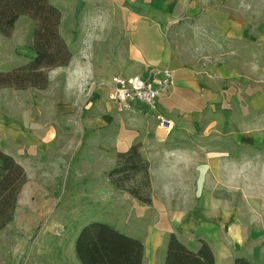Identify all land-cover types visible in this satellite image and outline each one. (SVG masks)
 Masks as SVG:
<instances>
[{
  "label": "crops",
  "instance_id": "1",
  "mask_svg": "<svg viewBox=\"0 0 264 264\" xmlns=\"http://www.w3.org/2000/svg\"><path fill=\"white\" fill-rule=\"evenodd\" d=\"M50 3L62 13L59 34L72 59L68 66L49 71L45 90L0 89V150L12 156L27 174L25 157H33L29 152L45 156L53 142L78 132L41 124L46 112L55 125L58 116L68 123L88 121L90 130H84V138L95 137V132L99 134L116 122L114 111L118 109L109 98L110 91L105 99L99 89L109 83L105 68L118 67L120 74L116 76L133 74L131 77L144 76L151 69H169L175 86L161 96L157 110L135 102L131 109L118 111L125 113L121 123L129 120L144 125L147 111L162 114L173 123L167 131L156 118V128L146 130V125L142 141L135 131L137 141L131 145L126 144L130 135L117 138L120 147L141 144V153L150 164V205L157 201L159 191L161 215L175 218L161 230L150 227L144 241L139 238L145 248L143 264H165L172 234L195 252L201 240L207 242L216 264H234L239 258L252 264L264 262V94L252 93L248 82L240 80L242 75L237 82L238 72L231 70L235 57L248 63L250 56L245 54L248 36L243 24L234 17L226 18L223 23L227 27L221 28L220 19L207 14L200 0H192L190 5L186 0ZM15 34L16 27L12 37ZM223 37L242 45L229 47L221 43ZM107 38L122 42L118 57L113 54L114 61L100 58L101 54L94 51L95 43ZM31 47L35 51L34 41ZM241 47L243 50L238 49ZM31 54L33 58L37 56L36 51ZM102 56L107 57V53ZM51 88L59 89L62 95L52 104L46 98ZM110 102L113 106H109ZM29 109L36 113L27 122L22 116ZM205 113L211 114L208 120L203 119ZM217 116L225 120L222 129L218 128ZM94 118L102 128H93ZM101 136L100 146L106 149L108 133ZM231 136L236 146L246 142L245 150H236L225 140ZM250 148L260 151L255 159L247 155ZM153 151L159 152L162 161L163 190L156 187Z\"/></svg>",
  "mask_w": 264,
  "mask_h": 264
},
{
  "label": "rangeland",
  "instance_id": "2",
  "mask_svg": "<svg viewBox=\"0 0 264 264\" xmlns=\"http://www.w3.org/2000/svg\"><path fill=\"white\" fill-rule=\"evenodd\" d=\"M191 1L186 0L187 5H190ZM200 1L204 8L207 7L205 9L207 14L220 19L221 28L222 26L227 27L223 20L233 17L246 28L248 40L245 42L247 44L245 54H250L247 57L248 63L235 57L236 61L231 70L234 68L235 70L232 71L238 72L237 82L242 75L240 80L244 79L248 82L252 93L259 94L260 91L264 94V0ZM19 19L15 25L16 34L14 37L12 35V38H6L0 35V45L3 46V50L0 51V73L12 72L16 68L27 65L35 58L31 57V52L35 53L31 46L36 27L32 19L27 16H22ZM117 34H120V30L117 31ZM221 40L222 44L227 45L228 43L229 47L242 45L240 41L227 40L226 37ZM121 43L119 40L107 38V41L104 42L97 41L94 51L98 55L101 54L100 58L114 61L116 58L113 54L116 53V57H118L122 51L119 46ZM238 49L243 50V47ZM103 52L107 53V57L102 56ZM99 57L96 59L98 60ZM121 59H124L123 54ZM105 70L107 83L114 76L120 74L117 72L118 67L105 68ZM132 75L120 76L131 77ZM99 89L106 99L109 89L106 86H101ZM58 90L50 89L46 96L49 103H54L62 96ZM22 96L29 98L30 94L23 93ZM13 99L12 95V103ZM108 104L113 106L111 102ZM145 110L149 109L145 108ZM116 111H114L118 117L116 122L112 125L108 124L109 127L100 131L99 134L95 132V137L91 138H84V130H90L88 121L68 123L63 117L58 116L55 118L57 126L52 124L54 123L52 116L45 113L41 124L47 123L56 128L59 127L61 130H78V132L66 139L59 138L58 141L53 142L45 156L29 152V155L33 157H25L28 181L18 202L14 221L0 231V264H81L76 254V242L83 228L91 223L107 224L124 235L144 241L150 227L161 230L175 220V218L170 219L161 215L159 191L156 192L158 202L154 200L150 205L138 201L127 192L121 191L111 184L109 176L117 167L118 154L128 151L132 147L118 146L117 138L120 135L125 138L126 135H130L126 144L131 145L137 141L135 136L137 132L141 135V138L138 137V139L142 141L146 125H148L146 130L149 127L156 128L158 116L156 112L151 111L152 114L147 111V122L144 125H136L129 120L121 123L125 113ZM35 113V109H29L22 119L30 122ZM210 116V113H205L203 119L208 120ZM217 117L218 128H224L225 120L222 117ZM39 123L37 122V124ZM91 125H94L93 128H102L96 118ZM104 132L108 133V140L105 142L106 149L100 146L101 134ZM225 140L230 142L232 147L236 146L233 136L225 138ZM245 143L236 146L235 149L245 150ZM256 143H259L258 140ZM258 152L260 151L250 148L247 155L251 159H255ZM150 153L156 187L163 190L165 174L159 152ZM262 153L264 157V151ZM255 264H264V262L256 261Z\"/></svg>",
  "mask_w": 264,
  "mask_h": 264
},
{
  "label": "trees",
  "instance_id": "3",
  "mask_svg": "<svg viewBox=\"0 0 264 264\" xmlns=\"http://www.w3.org/2000/svg\"><path fill=\"white\" fill-rule=\"evenodd\" d=\"M35 22L34 48L37 56L12 72L0 73V89L45 90L49 71L69 65L72 54L59 34L60 9L50 0H0V35L10 38L20 17ZM111 184L138 201L152 203L150 164L141 153V144L118 154L117 167L110 173ZM27 174L12 156L0 150V231L15 219L20 194L27 184ZM195 252L175 234L169 239L165 264H216L210 245L201 240ZM144 244L103 223L83 228L76 242L81 264H143ZM234 264H252L239 258Z\"/></svg>",
  "mask_w": 264,
  "mask_h": 264
},
{
  "label": "built area",
  "instance_id": "4",
  "mask_svg": "<svg viewBox=\"0 0 264 264\" xmlns=\"http://www.w3.org/2000/svg\"><path fill=\"white\" fill-rule=\"evenodd\" d=\"M109 88V98L119 112L131 109L132 104L141 102L155 110L161 96L167 94L174 86L173 72L169 69H151L146 75L133 77L114 76L106 84ZM161 128L169 131L173 123L159 114L157 116Z\"/></svg>",
  "mask_w": 264,
  "mask_h": 264
}]
</instances>
